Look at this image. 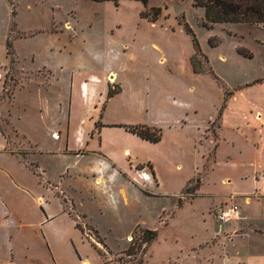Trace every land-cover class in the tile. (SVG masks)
<instances>
[{
  "label": "crops",
  "instance_id": "0c3cea01",
  "mask_svg": "<svg viewBox=\"0 0 264 264\" xmlns=\"http://www.w3.org/2000/svg\"><path fill=\"white\" fill-rule=\"evenodd\" d=\"M127 1L141 2L120 3ZM203 17L204 13L199 19ZM144 19L169 36L185 35L190 43L188 52L182 58L164 54L144 57L133 52L125 56L118 69H102L89 81L81 78L80 72L73 73L69 85L71 112L66 124L47 118L43 130H29L14 120V103L9 105V126L24 139L30 161L10 148L9 137L0 125V264H104L76 218L81 216L93 224V214L84 200L90 198L87 187L74 180L80 175L96 176L97 170L74 172L63 164L71 159L78 162L87 153L114 161L127 156L138 160L143 147L156 149L149 159L152 172L136 174L129 169L130 179L141 180L145 175L156 195H187L193 187V197L186 196L181 203L178 200V205L209 196L210 215L216 205L238 204L240 217L222 223L205 245L220 247L223 264H264V80L232 90L212 69L188 21L207 57L204 71H195L192 35L184 25L170 19ZM129 47L125 44V49ZM54 69L44 63L43 68L30 70L29 81L45 77V83L55 84L58 79L54 80ZM2 86L0 81V92ZM63 86L54 105L60 112L65 101ZM110 86L119 89L112 97H108ZM46 90L48 97L50 88ZM43 92L37 89V99L28 104L38 101L42 113L46 109L50 112V102L44 100ZM79 97L94 112L104 102L107 108L117 101L121 114L118 119L109 115L99 127L94 119L86 126L84 117L75 125L72 106ZM215 121L217 131L213 133ZM119 125L157 127L162 129V136L151 142ZM98 170L96 182L103 177ZM119 189L120 193L126 191ZM68 203L78 212H72ZM253 203L254 210L242 208ZM238 244L247 245V251L236 249Z\"/></svg>",
  "mask_w": 264,
  "mask_h": 264
},
{
  "label": "rangeland",
  "instance_id": "374dc122",
  "mask_svg": "<svg viewBox=\"0 0 264 264\" xmlns=\"http://www.w3.org/2000/svg\"><path fill=\"white\" fill-rule=\"evenodd\" d=\"M153 5L163 8L162 20L170 19L182 25L189 22L212 69L232 90L235 86L264 80V25L218 23L212 26L214 30H209L202 27L203 18L199 17L204 9L194 6V0H150L149 6ZM142 7L141 2L130 1L116 6L109 0H0V81L3 84L0 125L9 137L10 148L19 152L25 161H30L25 141L9 126L11 103H14V120L26 129L43 130L42 123L47 118L66 124L71 112L69 85L73 73L80 72L81 78L89 81L90 76L98 75L102 69H118L125 56L133 52L144 57L164 54L181 56L179 58L188 52L190 43L185 35L169 36L163 29L150 27L139 14ZM127 43L131 47L125 49ZM198 61L203 67L208 65L202 56ZM44 63L55 68L54 80L58 79L55 84L45 83V77L29 81L30 70L43 68ZM61 86L65 101L60 112L54 105ZM39 88L44 89V100L50 102V112L47 109L43 112L45 118L38 101L28 104L37 99ZM49 88L47 97L45 91ZM119 104L114 101L106 108L104 102L94 112L79 97L72 106L71 119L77 125L84 117L86 126L94 119L99 127L109 115V118L113 115L119 118ZM217 123L211 126L213 133L217 131ZM45 137L51 140L50 134L45 133ZM155 150L143 147L138 160L127 156L125 160L114 161L101 154L87 153L78 162L75 159L64 161L63 166L74 172L97 170L96 176L80 175L74 180L75 184L87 187L90 198H84L85 205L92 212V223L97 228L81 216L76 217L77 223L102 251L104 264H223L220 247L211 243L205 245L214 231L225 223L216 219L219 205L212 208V215L208 210L209 196L190 199L179 206L178 200L181 203L186 196L187 199L193 197V187L187 195H156L147 178L130 179L129 169L136 174L144 170L152 172L149 159ZM98 169L103 177L96 182ZM119 188L126 190L125 193H120ZM253 205L244 204L242 208L254 210ZM68 206L71 207L69 203ZM70 210L78 212L75 207ZM143 228L157 230V238L144 256L127 255L128 247L140 242ZM235 248L247 251L244 244Z\"/></svg>",
  "mask_w": 264,
  "mask_h": 264
},
{
  "label": "trees",
  "instance_id": "16d2710c",
  "mask_svg": "<svg viewBox=\"0 0 264 264\" xmlns=\"http://www.w3.org/2000/svg\"><path fill=\"white\" fill-rule=\"evenodd\" d=\"M106 1V0H95ZM116 6L120 5L121 0H109ZM143 4L144 9L140 15L149 21H157L163 12V8L160 6H149V0H139ZM194 6L204 9V17L202 25L207 28H211L214 24L218 23H238L245 22L253 25H264V0H194ZM167 8V7H166ZM185 30L192 35V40L195 48V53L192 57V62L195 71H204V68L200 61L199 56H202L206 61L207 57L202 53L199 42L195 37L192 29L187 23L184 24ZM118 88L109 87L108 97H112L118 92ZM123 126L126 130L133 132L140 137L149 140L151 142H157L161 139L162 129L152 127L148 125H119ZM188 191V189H186ZM81 228V226L79 225ZM83 231V229L81 228ZM141 240L135 245H130L126 254L132 256L133 254H140L144 256L148 250L149 245L157 238L158 232L155 229L143 228L141 229ZM94 244V243H93ZM95 245V244H94ZM99 253L103 257L102 251Z\"/></svg>",
  "mask_w": 264,
  "mask_h": 264
},
{
  "label": "built area",
  "instance_id": "2783aa9c",
  "mask_svg": "<svg viewBox=\"0 0 264 264\" xmlns=\"http://www.w3.org/2000/svg\"><path fill=\"white\" fill-rule=\"evenodd\" d=\"M144 178H146L145 175ZM240 214L241 211L239 205L236 203H232L229 205H219L216 208L215 216L216 219L222 223V222L238 219L240 217Z\"/></svg>",
  "mask_w": 264,
  "mask_h": 264
}]
</instances>
